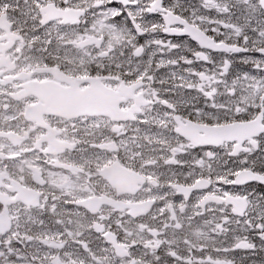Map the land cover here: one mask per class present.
I'll list each match as a JSON object with an SVG mask.
<instances>
[{
    "label": "snow or ice",
    "instance_id": "1",
    "mask_svg": "<svg viewBox=\"0 0 264 264\" xmlns=\"http://www.w3.org/2000/svg\"><path fill=\"white\" fill-rule=\"evenodd\" d=\"M21 17L37 51L73 45L90 54L79 74L141 93L135 130L155 137L148 208L108 216L81 202L74 235L45 201L35 211L66 238L45 241L60 254L44 260L264 264V0H0V31ZM17 236L0 234V264H29L33 237Z\"/></svg>",
    "mask_w": 264,
    "mask_h": 264
},
{
    "label": "flooded vegetation",
    "instance_id": "2",
    "mask_svg": "<svg viewBox=\"0 0 264 264\" xmlns=\"http://www.w3.org/2000/svg\"><path fill=\"white\" fill-rule=\"evenodd\" d=\"M23 21L15 31L4 22L0 31V234L31 235L29 264L33 255L40 257L35 264H48L45 256L60 253L42 245L59 246L66 237L54 235L35 209L55 202L74 235L85 230L84 210L75 211L81 202L108 216L143 212L151 203L145 182L155 137L135 130L141 93L79 74L90 54L73 45L37 51L31 22ZM110 129L124 134L119 144Z\"/></svg>",
    "mask_w": 264,
    "mask_h": 264
}]
</instances>
